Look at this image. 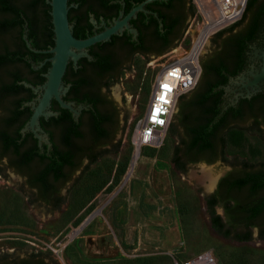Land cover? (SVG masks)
Listing matches in <instances>:
<instances>
[{
	"label": "flooded vegetation",
	"instance_id": "obj_1",
	"mask_svg": "<svg viewBox=\"0 0 264 264\" xmlns=\"http://www.w3.org/2000/svg\"><path fill=\"white\" fill-rule=\"evenodd\" d=\"M188 2L190 0H67L68 24L76 39L100 33L123 20L134 8L141 6V9L135 10L126 25L108 39L84 48L87 56L79 57L76 62L68 59L62 75V84L67 90L61 100L69 103L77 115L51 98L45 109L50 114L38 116V128L34 126L36 133L44 135L48 142L39 140L35 132L25 126L40 95V89L35 91L33 87L44 83L53 55L48 51L55 44L50 9V17L44 13L45 4L49 3L7 2L18 8V15L3 10L0 4V180L18 192L19 177L38 195V187H31L30 182L40 166L55 156L60 161L59 154L72 153L73 167L79 165L78 168L71 173V167L63 164L71 180L95 152L111 144L120 125V106L125 96L123 79L135 77L137 59L147 62L166 50L190 15ZM247 22L226 32L206 59L210 67L223 63L222 74L214 69L206 72L188 98L194 101L207 90L210 82L218 83L212 89V100L220 109L217 138L231 127L244 129L239 123L248 122L258 130L264 126V86L250 97L239 95L244 92L239 89L240 76L246 75L252 65H258L253 59L254 51L262 47L264 41L263 30L256 39L247 42L241 61L236 62L234 44L244 35ZM187 23L188 20L185 26ZM95 126L102 129L97 139L93 135ZM221 151L217 142L215 152L206 156L215 157L213 163L221 160ZM198 162L207 163L201 159L187 162L186 166ZM241 179L246 182L236 187L233 183ZM252 182L257 183L255 191H250ZM207 197L214 201L215 214L220 215L224 229L250 228L251 232L256 230L258 237L259 231L264 230V160L231 163L217 178ZM254 203L258 207L250 225L244 217L250 214ZM216 207L221 208L222 214L216 212ZM0 264H18V257L2 255Z\"/></svg>",
	"mask_w": 264,
	"mask_h": 264
},
{
	"label": "rangeland",
	"instance_id": "obj_2",
	"mask_svg": "<svg viewBox=\"0 0 264 264\" xmlns=\"http://www.w3.org/2000/svg\"><path fill=\"white\" fill-rule=\"evenodd\" d=\"M192 14L193 9L186 18L188 26L170 49L134 63L135 77L122 81L125 96L113 141L61 187L57 206L37 199L19 177L18 192L0 180V256L22 258L38 252L58 264H173L210 250L216 264H264V239L257 237L256 230L250 240L238 241L213 229L205 201L214 184L207 190L209 182L202 180L208 172L215 183L231 163L240 160H264V126L258 130L248 122L239 123L245 141L242 146L227 143L224 159L189 164L185 170L172 162L174 147L185 137L178 121L181 103L198 87L202 72L193 90L178 101L162 144L143 147L130 167L133 128L142 118L161 65L192 39L194 27L184 36ZM249 14L245 5L237 27L246 23ZM216 34L205 44L200 65L219 44L221 37ZM215 209L222 214L220 207Z\"/></svg>",
	"mask_w": 264,
	"mask_h": 264
},
{
	"label": "trees",
	"instance_id": "obj_3",
	"mask_svg": "<svg viewBox=\"0 0 264 264\" xmlns=\"http://www.w3.org/2000/svg\"><path fill=\"white\" fill-rule=\"evenodd\" d=\"M7 2H13V0H0L1 8L5 11L12 12L14 15H18V8L10 5ZM24 2H47V0H26ZM46 8L44 13L47 17L49 16L50 6L45 4ZM192 9L190 7L189 14H191ZM246 12H250L247 18V25L244 30V35L241 36L237 42L234 44V56L236 62L241 61L240 58L243 55V49H245L248 41L256 39L260 35V31L264 30V0H247L246 2ZM241 24V21L229 26L227 29L222 30L216 34L218 37H222L226 32L233 30ZM185 23L183 24L181 30L175 36L174 39L170 41L166 50L170 49L176 40H178L184 30ZM165 50V51H166ZM202 74L203 75L210 71L211 69L217 70L222 74L224 69V64L220 63L218 65L209 66L207 60L201 62ZM200 79V81H201ZM210 82L207 90L204 93H200L197 98L193 101L188 100L181 103L178 121L184 126L185 137L180 139L179 143L173 149L172 162L173 165L179 170L186 169L187 162H194L197 160L204 159L207 163L214 161L215 157L206 156L207 153H214L216 150V143L219 142L222 148L221 159H224V147L228 143L233 146H242L245 141L244 129L239 127H231L222 136L217 138L216 130L220 123V118L217 119V114L220 109L216 106V101L212 100V95L214 94L212 89L217 85ZM185 96V95H184ZM182 96L181 99H183ZM211 102V103H210ZM93 131L94 138L97 139L100 136L102 129L100 126H95ZM100 154L97 151L89 158L86 165L92 164L95 159ZM207 154V155H210ZM57 155V154H56ZM60 161L57 160L55 156L44 166H40L39 170L35 174L33 181L30 182L31 187H38L37 199L44 203L52 204L57 206L61 201V196L58 194L59 189L65 185V182L70 180V175L66 173L63 164L71 167V173L78 168L79 165L73 167L72 153L69 154H59ZM85 165V166H86ZM249 173L248 175H250ZM246 180H237L233 183L236 187H240ZM257 188V183L252 182L250 191H255ZM214 201H210L209 197H206V210L210 216L211 226L215 231L223 236H232L238 241H248L251 239L250 228L246 230H230L224 229L223 223L220 222L221 217L215 214L213 207ZM257 205L255 203L251 207V212L244 219L247 224L251 225V221L255 216L257 210ZM238 218V216H237ZM258 238L264 239V230L259 231ZM18 264H58L55 260L46 259L41 253H29L25 257H18Z\"/></svg>",
	"mask_w": 264,
	"mask_h": 264
},
{
	"label": "built area",
	"instance_id": "obj_4",
	"mask_svg": "<svg viewBox=\"0 0 264 264\" xmlns=\"http://www.w3.org/2000/svg\"><path fill=\"white\" fill-rule=\"evenodd\" d=\"M193 14L189 21L192 39L182 52L161 65L151 87L142 118L133 128L131 143L136 151L143 147L158 148L165 137L179 99L188 94L197 84L201 72L200 55L205 41L217 32L239 20L245 9L246 0L239 14L234 7L221 0H190ZM188 26V24H187ZM163 97V99H161ZM159 109V111H157ZM173 264H216L210 250H204Z\"/></svg>",
	"mask_w": 264,
	"mask_h": 264
},
{
	"label": "water",
	"instance_id": "obj_5",
	"mask_svg": "<svg viewBox=\"0 0 264 264\" xmlns=\"http://www.w3.org/2000/svg\"><path fill=\"white\" fill-rule=\"evenodd\" d=\"M47 2L51 7L50 15L55 35V44L53 48L48 50L49 52H52L53 55L50 58L51 65L48 68L47 72L44 74L46 78L44 83L38 87H33L35 91L40 89V95L37 98L38 103L36 106H34L31 118L28 124L25 126V128H31L35 132L36 137L39 140L43 139L45 142H48L45 136L36 133V131L34 130V126L38 128V116H47L50 114V112L45 111V109L49 106L51 98L59 101L61 106L67 107L72 110L75 116L77 115V111H75L69 103H64L61 100V95L64 94L67 90V87H64L62 84V75L64 73L68 59L76 62L79 57L87 56L84 48L90 46L95 42L108 39L110 34L116 33L122 25H126L127 18H129L135 10L141 9V6L134 8L124 17L123 20L116 21L114 25L104 29L100 33L94 34L85 39H76L75 37H73L71 33V27L68 24L67 0H47ZM253 59L257 61L258 65H252L251 69L247 72L246 75L240 76V81L238 82L240 83L239 89L244 90V92L239 93V95L243 97H250L264 86V41L263 46L257 48L254 51ZM204 165H207V163H204ZM131 166L132 164L130 163V167ZM128 175L129 172L127 173L126 177H128ZM216 181L217 179L215 180V183ZM93 214H91L83 222V224L79 226V230L86 224V222L91 218Z\"/></svg>",
	"mask_w": 264,
	"mask_h": 264
},
{
	"label": "bare ground",
	"instance_id": "obj_6",
	"mask_svg": "<svg viewBox=\"0 0 264 264\" xmlns=\"http://www.w3.org/2000/svg\"><path fill=\"white\" fill-rule=\"evenodd\" d=\"M222 2H227L230 6L234 7L235 11L234 14H239L241 12L242 6L245 3V0H221ZM207 42V39L205 41V43ZM139 156V152L136 151L133 155V164L135 163V161L138 159ZM131 166V167H132ZM131 172V171H130ZM206 175V178L204 177V179L202 180H207L209 182V184L206 186V189L209 190L212 188L213 184H214V178L211 177V175L208 172H204ZM77 231H74L73 234H75Z\"/></svg>",
	"mask_w": 264,
	"mask_h": 264
},
{
	"label": "snow or ice",
	"instance_id": "obj_7",
	"mask_svg": "<svg viewBox=\"0 0 264 264\" xmlns=\"http://www.w3.org/2000/svg\"><path fill=\"white\" fill-rule=\"evenodd\" d=\"M161 99H163V97H161ZM157 111H159V109H157Z\"/></svg>",
	"mask_w": 264,
	"mask_h": 264
}]
</instances>
